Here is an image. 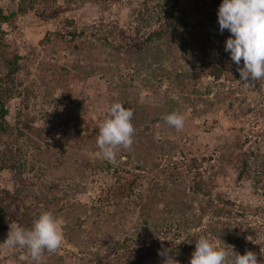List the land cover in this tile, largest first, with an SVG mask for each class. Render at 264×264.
<instances>
[{"label":"trees","instance_id":"obj_1","mask_svg":"<svg viewBox=\"0 0 264 264\" xmlns=\"http://www.w3.org/2000/svg\"><path fill=\"white\" fill-rule=\"evenodd\" d=\"M222 2L0 0V175L6 176V185L0 182V244L6 241L11 223L30 229L42 213L56 217L62 212V200L91 192L98 208L109 210L108 223L122 227L129 218L134 219L130 234L106 249L98 264H163L164 257L158 254L163 249H169L180 264H190L201 235L217 238L222 247V242L234 246L240 255L252 251L259 264H264V243L258 240L264 235V221L253 220L264 219V204L236 203L230 191L217 190L221 179L233 170L237 185L249 183L252 195L264 196V128L253 136H224L222 144L211 147L195 146L189 136L191 128H186L198 120L197 128L212 132L209 121L216 116L217 101L226 94L228 108H239L240 117L264 121L262 99L253 106L241 105L245 94L256 90L262 79L251 85L241 81L238 66L224 50L230 32L213 33L193 25L200 18L217 29ZM84 3L96 9L100 18L110 12V19L67 17L60 27L46 29L38 45H51L91 63L106 52L122 58L141 77L148 93L133 97L119 86L124 80L114 73H107L108 79L100 76L98 81L87 74L89 67L75 65L83 80L79 83L86 86L96 81L94 91L99 93L89 96L85 89L74 97L65 93L73 77L64 70L52 90L57 102L32 117L18 110L11 119L13 103L20 101L28 107L29 97L38 96L31 91L34 84L28 82L31 70L35 68L38 79L48 72V80L54 81L59 69L39 60L40 52L34 46L22 52L2 27L14 29L18 20L27 22L31 17L49 23L70 5L79 9ZM177 50L188 57L185 69L174 67ZM95 70L91 67L92 75ZM163 80L172 89L159 94ZM214 86L216 94L210 98ZM100 93L113 94L134 112V143L118 151L114 163L92 155L100 151L98 118L112 105L108 100L101 104ZM173 112L185 117L181 131L164 120ZM72 137L74 145L69 144ZM93 179L98 181L97 187ZM63 232L67 243L78 238L79 232L66 224ZM5 249L16 264L34 263L30 257L20 259L26 250L0 246V252ZM43 264H64V258L46 251Z\"/></svg>","mask_w":264,"mask_h":264},{"label":"rangeland","instance_id":"obj_2","mask_svg":"<svg viewBox=\"0 0 264 264\" xmlns=\"http://www.w3.org/2000/svg\"><path fill=\"white\" fill-rule=\"evenodd\" d=\"M111 11H116L115 7H113ZM109 14L111 13H105L102 18L104 20L105 17H108V19H110L108 16ZM67 17H75L79 20L81 17H84L88 21H99V19H102L98 16V12L96 9H93L88 3H84L83 5L79 6V9H76L75 5H70L67 9V12L62 13L58 19H55L49 23H42L34 18L32 19L31 17L30 19L28 18L27 22H23L22 18V20H18L14 29L8 30L5 26L2 27L4 31L6 30V33L8 35L7 37L15 41L16 44L21 48L22 52L25 51L26 53L30 46H34L40 52L39 60L44 59L46 63L50 62L53 65L55 64L59 69V73H57V75L54 76L55 78H53L55 79L54 81L48 80V72H44V74L42 75L44 79H41V77L38 79L37 72L34 70L35 68L31 70V77L28 82L34 84L33 88L31 87V91L35 93L37 92L38 96L37 98H34L32 96L29 97L28 107H26L24 103L19 104L20 101H17V104L13 103L10 107L11 119H13L15 113L18 112V110L22 115L29 114L30 117H32L36 116L44 109H48L51 102H57V99L52 95V90L57 85V82H60V75L64 73V70L66 71V73L68 72L69 75L73 77L72 85L66 86L65 93H68L73 97L76 93H79L84 89L88 91L86 93L87 95L92 93H94L95 95L96 93H99L97 91H94V88L96 87V81L89 84L85 82L86 86L79 83L83 82V80L80 79L81 75L78 69L74 68L75 65H86V67H89L86 70L87 74L90 75V77L95 76L97 79L100 76L104 78V75H106V78L108 79L110 77V74L107 73H114L117 77H121L124 80V82L119 83V86L127 93H130V95H132L133 97L140 96V98H143V96L148 93V90L144 89L141 77H138L137 74L134 73L133 67L131 65H126L124 59L122 58L118 59V57H115L112 54L110 57L106 52V54L103 55L100 60L91 63L85 61L83 56L61 52L56 48H51V45H44V48L38 45V41L42 38V35L46 31V29L60 27L63 24L64 19ZM200 20V18L195 19L193 25L195 27L213 33L220 32L219 27L215 29L208 22H203ZM213 40L214 39H212V41ZM212 41L210 42L211 44L214 43ZM182 54V51L177 50V61L174 65L176 69L182 70L185 69L188 65V57L186 55L183 57L181 56ZM93 66L96 68L95 75L91 74V67ZM143 77L144 74L142 75V78ZM257 84L258 88L256 90L245 94V102L241 104L242 106L250 104L253 106L259 104L260 99L264 101V79H262L261 82H258ZM171 89L172 87L170 85L168 86L167 80H163V82L160 83L157 92L159 94H163L166 90L170 91ZM216 89L217 88L214 86L210 98H214ZM220 92L226 93V91L222 90H220ZM100 95L101 98L99 101L101 104H104V102L107 100L108 102L110 101L113 104L118 100V98H116L113 94L111 96H108L105 93H100ZM222 97L223 99L217 101V105L214 108L216 116L209 121V128L213 129L212 132L204 133L201 129L197 128L196 126L199 123L198 120H194L192 122L193 124L187 125V129L191 128V130H188L189 136L195 146L199 144H201L202 146L207 145L208 147H211L213 145L216 146L224 142V136H230L231 138L235 137L236 134L237 136L242 135L244 137L247 134L253 136L255 132L264 128V121L258 119L257 122H254L256 120L253 119L254 116H249V118L240 117V114L238 112L239 108H237L236 106H233V108H228V94ZM83 103L85 105H87V103L89 104V102L85 99H83ZM102 111L103 112L101 113V117L98 118V122L100 124L108 117V108H105ZM236 116H238L239 118H236ZM239 129H243V132H239ZM72 136L74 137V134H72ZM191 136H194V138H191ZM73 137L69 141L70 145H74ZM216 154L217 152H215V155ZM92 155L97 156L99 159H103L102 157L98 156L96 152L92 153ZM61 174L63 175L64 173ZM4 176V174L0 175V182L3 183V185H6L4 181V178L6 176ZM93 180V184H95V186L97 187L98 181L96 179ZM55 183L58 182L56 181ZM219 185L221 187L217 190L227 192L230 191V196L232 197V200L236 201V203L249 202L258 206L264 204V196L252 195L253 190L249 183H244L242 187L236 184L235 173L233 170L229 171V173L221 179ZM60 195H62V193L58 194V196ZM199 198L200 197H198V199ZM95 199V193L89 192L77 196L74 199L62 200L60 203V205L65 206L63 208V211L57 214L56 218L63 221V226L66 224L70 227H73L79 232L78 238L74 239L72 243H67L64 241L61 248L56 251L57 255H61L64 258V264H98L99 259L102 257V254L106 249H109L114 244V242L120 240L121 237H124V235L130 234L134 219L129 218L122 227L118 225L116 226L111 222L108 223L105 220L106 218H108L107 216L109 210L105 208H98V204L94 203ZM253 220L260 223L264 221V219L258 218H253ZM258 240L264 243V235H259ZM103 242L104 245H102ZM99 251V257L95 258V253H99ZM261 253L262 251L258 252L259 255H261ZM177 261L180 264V261ZM0 264H16L10 255V250L5 249L3 250V252H0Z\"/></svg>","mask_w":264,"mask_h":264},{"label":"clouds","instance_id":"obj_3","mask_svg":"<svg viewBox=\"0 0 264 264\" xmlns=\"http://www.w3.org/2000/svg\"><path fill=\"white\" fill-rule=\"evenodd\" d=\"M219 30L230 32L225 42V52L238 66L241 81L251 85L264 79V0H223L218 10ZM243 61V67H239ZM134 112L116 102L108 108V117L100 124L97 155L109 162H115L121 149H129L134 143L135 128L132 123ZM165 122L177 131L183 130L185 117L171 113ZM6 241L0 246L26 250L21 260L29 257L34 264H43L44 253L58 251L64 243L63 221L51 212L42 213L30 229L11 223ZM219 239V238H218ZM249 239V238H248ZM217 238L201 235L195 241V251L190 264H259L256 253L246 251L240 255L234 246L216 242ZM230 249V251H229ZM169 249L158 254L164 257L163 264H179Z\"/></svg>","mask_w":264,"mask_h":264}]
</instances>
